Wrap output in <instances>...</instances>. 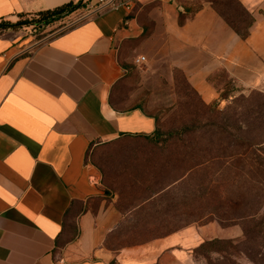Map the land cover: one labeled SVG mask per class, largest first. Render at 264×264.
Here are the masks:
<instances>
[{"label": "crops", "instance_id": "crops-1", "mask_svg": "<svg viewBox=\"0 0 264 264\" xmlns=\"http://www.w3.org/2000/svg\"><path fill=\"white\" fill-rule=\"evenodd\" d=\"M69 1L0 0V22ZM87 1L39 34L0 27V264H191L216 238L207 227L120 241L142 204L109 194L90 155L124 139L150 151L155 118L109 102L133 57L178 68L207 104L264 88V0H239L253 17L246 37L209 0H135L130 11Z\"/></svg>", "mask_w": 264, "mask_h": 264}, {"label": "rangeland", "instance_id": "rangeland-1", "mask_svg": "<svg viewBox=\"0 0 264 264\" xmlns=\"http://www.w3.org/2000/svg\"><path fill=\"white\" fill-rule=\"evenodd\" d=\"M234 16L245 31L251 19L238 8ZM126 65L114 102L123 110L140 107L164 133L142 155L133 150L147 143L129 139L91 152L108 177L109 194L142 204L139 220L124 222L119 240L206 226L219 242L196 248L191 264H264L263 84L237 86L228 103L207 104L178 68L148 60L138 65L134 57ZM187 124L193 131L165 134Z\"/></svg>", "mask_w": 264, "mask_h": 264}, {"label": "trees", "instance_id": "trees-1", "mask_svg": "<svg viewBox=\"0 0 264 264\" xmlns=\"http://www.w3.org/2000/svg\"><path fill=\"white\" fill-rule=\"evenodd\" d=\"M209 1L211 2L212 6L216 9V11L227 21L229 25H231L235 29V31L239 35H241L242 37H246L249 34V28L253 23V17L249 13V11L241 4L239 0H209ZM81 6H83L82 0H76V1H69L67 3H63L61 5H58L56 7L49 8V9H44V10L30 12V13H20L18 15V20L16 22L11 23V22H6V21H1L0 27L1 26L2 27L7 26V27H12V28L32 27L35 30V32L39 34V32L43 31L47 26L59 20H63L66 16L70 15L75 10L80 8ZM236 8H238L245 16L251 19V23L245 31H242L240 29V27L238 26V20L234 16ZM118 82L119 80L113 85L111 89L109 102L113 108L120 110V108H118L116 103L114 102L115 89H116ZM193 128L194 126L192 127L190 124H187V125L182 126L181 128L165 131V134L169 136L179 134V133L186 134L188 132L193 131ZM161 132L164 133V131H161L159 129L157 125V121H156V129L153 132V135H154V140H152L153 142H161L159 138L155 137L156 135H160ZM218 242H219V239L217 238L211 239V240L203 242L199 246V248L208 247Z\"/></svg>", "mask_w": 264, "mask_h": 264}, {"label": "built area", "instance_id": "built-area-1", "mask_svg": "<svg viewBox=\"0 0 264 264\" xmlns=\"http://www.w3.org/2000/svg\"><path fill=\"white\" fill-rule=\"evenodd\" d=\"M134 1L135 0H94V3L91 0H88L86 3V8L91 10L93 9L96 5H103V4H108L112 6L113 8H125L126 10H132L134 6ZM127 21L124 20L122 24H126ZM146 62V57L145 56H139L138 58L135 59V63L138 65L144 64Z\"/></svg>", "mask_w": 264, "mask_h": 264}, {"label": "water", "instance_id": "water-1", "mask_svg": "<svg viewBox=\"0 0 264 264\" xmlns=\"http://www.w3.org/2000/svg\"><path fill=\"white\" fill-rule=\"evenodd\" d=\"M108 5V4H107Z\"/></svg>", "mask_w": 264, "mask_h": 264}]
</instances>
